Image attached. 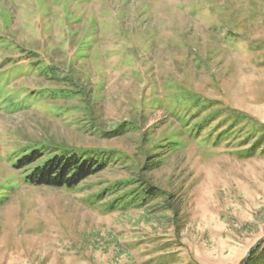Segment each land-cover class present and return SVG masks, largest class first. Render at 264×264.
Wrapping results in <instances>:
<instances>
[{"label":"rangeland","instance_id":"obj_1","mask_svg":"<svg viewBox=\"0 0 264 264\" xmlns=\"http://www.w3.org/2000/svg\"><path fill=\"white\" fill-rule=\"evenodd\" d=\"M34 148L105 168L33 186L14 163ZM263 245L264 0H0V264Z\"/></svg>","mask_w":264,"mask_h":264},{"label":"trees","instance_id":"obj_2","mask_svg":"<svg viewBox=\"0 0 264 264\" xmlns=\"http://www.w3.org/2000/svg\"><path fill=\"white\" fill-rule=\"evenodd\" d=\"M44 157V150L34 148L20 156L14 166L19 170L30 167L26 175L29 184L53 188L77 187L87 177L105 168L99 167L94 160L91 161V158L81 156L75 151H59ZM39 161L42 162L38 164ZM154 197V192L146 191L145 198ZM245 263L264 264V245L253 252Z\"/></svg>","mask_w":264,"mask_h":264}]
</instances>
